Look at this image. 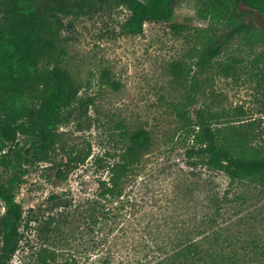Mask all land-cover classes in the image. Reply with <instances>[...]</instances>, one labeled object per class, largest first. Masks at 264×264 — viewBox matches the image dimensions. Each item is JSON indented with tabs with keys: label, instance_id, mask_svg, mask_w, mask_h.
Segmentation results:
<instances>
[{
	"label": "trees",
	"instance_id": "16d2710c",
	"mask_svg": "<svg viewBox=\"0 0 264 264\" xmlns=\"http://www.w3.org/2000/svg\"><path fill=\"white\" fill-rule=\"evenodd\" d=\"M175 1L118 0L131 10L124 32L139 35L147 21L171 20ZM208 1L210 25L199 31L189 54L193 64L186 68V62L176 63L187 103L175 107L186 163L199 180L184 193L201 187L207 204L182 199L176 205L184 213L175 219L156 218L155 206L142 194L154 147L152 133L145 127L123 128L121 148L95 159L94 166L107 176L98 177L94 193H76L73 188L52 192L26 214L16 190L29 167L45 163L49 175L69 180L87 163L91 152L82 153L65 143L60 128L78 118L93 100L79 97L83 85L63 66L64 17L74 10L71 2L0 0V201L6 209L0 215V264H12L25 238L24 228L31 225L37 238L48 244L39 256L42 264H115L129 232L141 234L133 239L132 251L147 246L149 264H264V236L254 225L258 218L253 213L244 215L264 194V123H215L207 104L195 116L191 109L203 75L217 69L230 77L237 70L239 58H220L236 38L253 51L259 49L257 61L264 58V30L240 13L241 9L256 13L264 21V0H235L234 7L229 0ZM175 27L186 29L179 23ZM222 27L227 31L219 34ZM105 76L104 83L119 89ZM20 135L26 142L20 141ZM215 176H223L226 186L215 185ZM191 202L198 204L197 212L199 205L206 210L202 220ZM60 243L70 251L76 243L75 252L60 260Z\"/></svg>",
	"mask_w": 264,
	"mask_h": 264
},
{
	"label": "rangeland",
	"instance_id": "374dc122",
	"mask_svg": "<svg viewBox=\"0 0 264 264\" xmlns=\"http://www.w3.org/2000/svg\"><path fill=\"white\" fill-rule=\"evenodd\" d=\"M69 1L74 10L64 17L63 45L66 55L62 58L63 66L83 85L79 97L85 101L93 100V103L86 104L85 112L62 126L60 132L65 143L76 146L82 153L90 151L91 156L85 165L70 175L69 180L49 175L43 168L47 166L45 163L29 167V172L22 176L16 190L18 203L29 214L31 208L52 192L73 188L76 193L79 190L94 193L98 177L107 176L106 171L100 173L94 166L95 159L121 148L119 134L123 128L145 127L152 133L154 147L148 157L146 173L149 177L142 194L155 206V217L179 218L184 212H179L176 204L182 199L206 205L203 188H194L192 194L184 193L189 184L199 180L190 174L192 170L186 163L184 135H181L175 107L176 104L187 103L183 98L186 89L176 77V63L184 61L186 68L193 64L189 54L198 42L199 31L210 25L209 1L177 0L172 6L174 13L171 20L147 21L143 33L139 35L124 32L123 25L131 10L119 5L118 0ZM229 1L234 7L235 0ZM240 11L242 18L264 30V21H259L256 13ZM176 23L186 26V29L177 31ZM226 31L222 27L219 34ZM258 50H251L241 38L232 41L220 58L230 55L239 58L241 62L236 65L237 70L230 77L220 75L217 69L203 75L197 88V103L191 108L192 115L195 116L197 109L207 104L214 114L215 123L238 120L264 123V58L257 61ZM104 74L109 82L119 84V89L104 83ZM20 141L26 142V137L20 135ZM143 177L144 174L139 180ZM214 182L224 187L227 183L223 176H215ZM192 202L190 206L195 207L196 213L198 204ZM253 204L256 206L247 207L244 215L253 213L258 218L254 225L264 236V194L259 195ZM5 212V205L0 201V215ZM197 213L200 221L206 210L199 205ZM33 226L24 228L25 238L12 264H42L39 256L44 255L42 248L48 244L37 238ZM235 233L238 235V230ZM139 235L129 232L126 238L123 237L121 243H130L120 247L115 264H120L122 260L126 264H149V259H145L146 253H149L147 246L132 251L133 239L136 240ZM148 242L150 240L146 245H149ZM57 246L61 252L60 260H63L69 253L75 252L76 243L72 245L73 251L63 243Z\"/></svg>",
	"mask_w": 264,
	"mask_h": 264
}]
</instances>
